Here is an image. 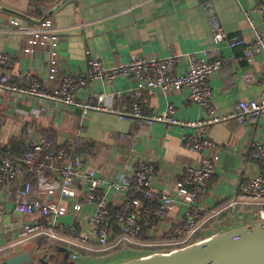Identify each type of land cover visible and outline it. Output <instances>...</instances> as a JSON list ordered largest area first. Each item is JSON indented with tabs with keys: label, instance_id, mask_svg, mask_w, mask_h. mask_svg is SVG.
Returning a JSON list of instances; mask_svg holds the SVG:
<instances>
[{
	"label": "crops",
	"instance_id": "1",
	"mask_svg": "<svg viewBox=\"0 0 264 264\" xmlns=\"http://www.w3.org/2000/svg\"><path fill=\"white\" fill-rule=\"evenodd\" d=\"M207 3L215 5L225 30L232 37L250 38L245 16L248 10L263 26L264 13L255 10L260 6L264 11V0H0V52H8L16 58L11 67H0V75L7 73L13 85L24 87L28 83L26 72L32 70L42 87L52 91L66 75L87 77V51L109 67L128 64L133 58L155 59L201 52L213 47L205 8ZM34 4L41 9L32 10ZM44 19L52 20L60 40V78L55 82L48 79V65L41 58V51L26 54L27 37L12 24L17 21L26 27ZM218 52L225 63L210 79V84L217 114L227 115L240 102L264 94V62L262 55L256 56L254 62H248L240 47L233 49L222 45ZM246 75L250 76V82L245 79ZM136 88L134 76H119L110 85L88 82L78 90L76 97L85 102L105 94V104L121 111L128 108ZM186 98L184 91L147 92L145 113H162L173 105L175 117L180 120L207 118L200 106L188 103ZM42 107L46 109L41 110ZM29 127L35 130V135H27ZM51 133L58 139L79 133L94 145L93 156L100 154L103 160L108 154L102 149L109 147L129 155V142L120 135H132L136 139L132 157L155 163L158 166L156 186L167 190L172 189L175 179L182 178L187 166H197L200 162V155L187 150L183 140V135H193L195 129L172 128L160 122L139 125L121 119L114 112H85L82 108L46 102L0 88V142L4 150L11 151L19 159L27 152L30 141ZM208 137L217 145L210 150L216 170L201 202L216 212L236 197L241 181L256 173L257 167L249 158V152L253 142L264 138V116L251 124L235 120L215 124ZM19 188V182L0 183V261L31 252L34 264H70L64 249L57 244L51 243L41 252L37 251L41 247H31L27 243L10 248L25 224L31 221L30 217L13 212V201ZM58 197L55 193L48 199L56 201ZM240 214L244 215L239 211H224L204 230L212 229L211 234L216 235L256 223ZM181 217V209L177 208L160 226L173 231ZM128 254L118 255L125 261ZM109 259L110 256L82 258L76 264H107Z\"/></svg>",
	"mask_w": 264,
	"mask_h": 264
},
{
	"label": "built area",
	"instance_id": "2",
	"mask_svg": "<svg viewBox=\"0 0 264 264\" xmlns=\"http://www.w3.org/2000/svg\"><path fill=\"white\" fill-rule=\"evenodd\" d=\"M205 8L213 47L201 52L155 59L133 58L128 64L109 67L87 51V77L66 75L52 91L42 87L32 70L26 72L28 83L24 87L13 85L7 73L0 75V88L46 102L82 108L85 112H114L121 119L139 125L160 122L172 128L195 129V134L183 135L184 146L200 155L199 164L187 166L182 178L175 179L172 189L167 190L156 186L158 166L155 163L132 157L136 139L129 134L120 135L129 142V155L109 147L102 149L108 154L105 160L100 154L93 156L94 145L79 133L60 136V139L53 133L39 136L30 141L27 152L19 159L4 150L0 142V183L19 182L13 212L31 218L10 248L45 238L50 244L67 249L70 264H76L82 258L120 256L118 254L132 251L147 256L186 248L213 236L212 229L208 232L204 229L227 210L244 213L252 222H264V138L251 144L249 158L257 171L240 182L236 197L216 212L201 202L216 170L210 155V150L217 146L208 137L211 126L231 120L251 124L264 116V94L240 102L227 115H218L210 84V79L225 63L218 52L222 45L242 48L243 58L250 63L258 55L263 56L264 62V22L263 26L259 24L248 10L245 16L250 38L232 37L225 30L215 5L207 3ZM39 9L41 7L34 4L32 10ZM255 11L264 13L260 6ZM12 24L27 37L24 52L32 55L40 50L41 58L48 65V79L57 81L60 78V40L52 20L44 19L26 27L17 21ZM15 63L13 54L0 52V67L8 68ZM119 76H134L137 81L126 110L108 107L105 94L85 102L77 99L78 90L88 82L110 85ZM245 79L251 81L248 75ZM156 90L163 94L186 92L187 102L200 106L207 118L180 120L175 117L173 105L162 113L147 115L145 93L152 94ZM26 133L32 136L35 130L29 127ZM55 193L59 196L57 200H49ZM177 208L182 213L180 222L173 231L162 228L160 224Z\"/></svg>",
	"mask_w": 264,
	"mask_h": 264
},
{
	"label": "water",
	"instance_id": "3",
	"mask_svg": "<svg viewBox=\"0 0 264 264\" xmlns=\"http://www.w3.org/2000/svg\"><path fill=\"white\" fill-rule=\"evenodd\" d=\"M63 249L69 259L68 250ZM0 264H34V258L31 252H26L6 258ZM115 264H264V222L239 226L172 252Z\"/></svg>",
	"mask_w": 264,
	"mask_h": 264
},
{
	"label": "trees",
	"instance_id": "4",
	"mask_svg": "<svg viewBox=\"0 0 264 264\" xmlns=\"http://www.w3.org/2000/svg\"><path fill=\"white\" fill-rule=\"evenodd\" d=\"M27 244H29L31 247H33V246H39L42 249H45L46 247H48L50 245V243L45 238L32 239L29 242H27ZM136 253H139V252L132 251V252H130L126 256H128L129 258H131V256H133V254H136ZM2 254H5V253H2Z\"/></svg>",
	"mask_w": 264,
	"mask_h": 264
},
{
	"label": "rangeland",
	"instance_id": "5",
	"mask_svg": "<svg viewBox=\"0 0 264 264\" xmlns=\"http://www.w3.org/2000/svg\"><path fill=\"white\" fill-rule=\"evenodd\" d=\"M145 254L144 253H136V254H133V256H131V258H127V259H132V258H137V257H142L144 256ZM111 259H109L107 261V264H115V263H119V262H122V257H119V256H115L114 254L110 256ZM121 260V261H120ZM113 261V262H112ZM106 261H104L105 263ZM98 264H101L100 262Z\"/></svg>",
	"mask_w": 264,
	"mask_h": 264
}]
</instances>
